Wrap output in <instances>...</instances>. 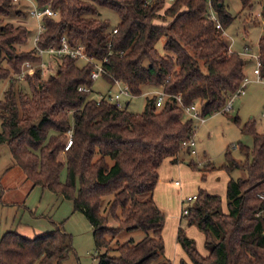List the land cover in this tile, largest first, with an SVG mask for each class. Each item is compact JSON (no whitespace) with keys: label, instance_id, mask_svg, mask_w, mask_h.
Segmentation results:
<instances>
[{"label":"trees","instance_id":"16d2710c","mask_svg":"<svg viewBox=\"0 0 264 264\" xmlns=\"http://www.w3.org/2000/svg\"><path fill=\"white\" fill-rule=\"evenodd\" d=\"M250 8L255 0H239ZM260 3L262 30L257 40L260 75L264 78V0ZM221 27L233 21L226 0H210ZM49 6L58 17L44 15L36 45L19 49L28 29L6 20L23 16L16 1L0 0V80L9 83L0 98V142L8 145L14 162L31 186L40 185L72 202L92 226L96 248H105L97 264H170L164 256V214L153 199L158 169L165 158L178 161L182 139L194 135L193 119L184 105L198 103L199 113L210 116L245 78V60L229 49L222 31L208 15L207 0H35ZM99 7L117 12L109 29ZM113 29L115 31L113 32ZM61 36L70 45L81 44L106 72L126 83L133 95L143 85L161 87L167 94L160 107L155 95L139 112L117 107L89 95L94 80L92 62L78 64L76 57H59L57 68L42 77L39 65L25 78L30 93L16 90L14 75L24 62L40 61L36 47H58ZM163 39L164 54L155 44ZM104 77L111 82L107 75ZM86 86L89 90H81ZM252 135L250 146L237 142L244 158L236 160L230 146L224 152L227 171L245 174L226 182V210L221 197L200 188L185 214L204 235L206 254L192 238L178 230L177 241L188 260L180 264H264V129L255 120L240 124ZM70 143L67 147V141ZM192 167L196 163L190 161ZM203 170H212L207 162ZM65 169L64 180L60 173ZM105 197L106 205L102 209ZM184 215V214H183ZM116 226L109 225V220ZM140 228L137 241L115 246L110 242L121 229ZM70 235L57 224L47 232L26 236L15 229L0 234V264H64Z\"/></svg>","mask_w":264,"mask_h":264},{"label":"rangeland","instance_id":"374dc122","mask_svg":"<svg viewBox=\"0 0 264 264\" xmlns=\"http://www.w3.org/2000/svg\"><path fill=\"white\" fill-rule=\"evenodd\" d=\"M34 3L35 0H18L16 1L17 8L21 9L24 15L12 14L6 17V20L14 24L21 23L28 29L25 42L18 46L21 50L33 47V39L38 31L39 21L29 14ZM226 3L235 18L225 28L222 35L232 50L240 53L246 45L250 48V52L256 53L257 40L262 30L259 1L255 0L250 8L245 9L241 8L239 0H226ZM98 16L107 19L110 30L119 20L117 12L108 7H99ZM155 47L160 54H164L162 38L156 42ZM242 56L248 67V77L253 78L250 68L254 59L245 54ZM42 62L44 64L41 67ZM58 62V57L48 54L40 55V61L37 63L29 62L28 65L24 62L20 72L14 75V88L30 93L25 75L30 74L39 65L42 77L45 78L56 70ZM84 62V57H79L77 60L79 65ZM248 80L245 93L234 98L230 111L206 116L203 122L193 118L196 153L193 154L183 149L178 153L176 163L171 164L168 158H165L159 166L160 180L154 187L153 199L164 214L162 229L164 256L170 264H180L181 259L188 260L177 241L178 230L194 240L195 247L201 254L207 252L204 247L202 231L195 224H190L188 216L181 213L183 206H189L188 202L182 203V199L187 195L197 194L198 190L202 188L210 193L220 195L221 206L225 211V189L228 178H237L245 174L239 168L227 172L222 164L226 160L224 152L227 146H230L232 157L241 160L244 156L236 143L241 142L248 146L252 144V135L241 132L240 125L233 121L235 116L239 118L240 124L253 118L256 130L259 132L264 128V82L250 81L249 78ZM8 83V78L0 80V98H2ZM109 87L110 83L107 79L100 76L93 81L89 95L97 98ZM160 89L161 87L143 85L140 94L132 95L128 99L126 108L132 112L141 111L147 99ZM190 161L195 162L197 167H192L189 164ZM207 162H210L215 168L203 170L202 167ZM60 176L64 180L65 169H62ZM175 181L177 182L175 183ZM108 198H104L102 209ZM59 223L70 235V249L64 264H97L98 256L105 248H96L92 226L84 213L80 210H73L71 200L63 195L40 185L32 187L31 183L25 179L20 166L14 162L8 145L0 142V234L11 228L23 235L33 236L52 230ZM108 224L117 225L113 219L109 220ZM145 234L146 231L140 228L121 229L110 242L109 254H117L115 246L118 243L127 240L137 241Z\"/></svg>","mask_w":264,"mask_h":264},{"label":"built area","instance_id":"2783aa9c","mask_svg":"<svg viewBox=\"0 0 264 264\" xmlns=\"http://www.w3.org/2000/svg\"><path fill=\"white\" fill-rule=\"evenodd\" d=\"M12 1L15 2L18 0H12ZM166 1H172V0H166ZM207 9H208V15L212 20H214L216 28L220 29L224 34L225 30L221 27V25L217 19V16H216V12L212 8L210 0H207ZM29 14L34 16L39 21L38 31L35 34L34 39H33V42L35 44L36 38L42 30V22L41 21H42L43 16L49 15V16L56 18V17H58V11L50 8L49 6L44 7V8H39L36 5V3H34V4H32V6L29 10ZM114 31H115V29H113V32ZM36 48H37V53L39 55L48 54L49 56H54V57H58V58L63 56V55H69L70 57H76V58L84 57L85 62L89 61V62H92V64H93L92 70L90 72V78L92 80H95L96 78H98L100 76L104 77V75L109 76L112 80L111 82H109L107 80L110 83L109 89L106 92L101 93L96 99H104L108 102L115 104L117 107L122 108L123 106H125L128 103V99L133 95L130 92L128 85L126 83L122 82L120 79H117V78L110 76L106 72V70L103 68L100 61L95 60L89 54H87L85 52L83 45H81V44H77L74 46L70 45V43L68 42V40L65 36H61L60 45L58 47L48 45L45 47H36ZM229 49L231 50L230 44H229ZM239 54L240 55L245 54V55H249L250 57L251 56L253 57L254 66L252 68V72L255 76L254 80L258 81V82H264V78H262L260 75V60H259V56H258L257 51H256V53L250 52V48L248 46H244L243 50ZM25 63H27L29 65V62H25ZM43 64H44V62L41 63V67L43 66ZM248 81H249L248 78L245 76V78L242 80V82L237 87V89L235 91H233L231 94H229L225 104L220 109H218V111H216L215 113L230 111L232 109V101L234 100V98L245 93V89H246ZM79 89L86 90V91L89 90V88L86 86H80ZM154 95H155L154 104H155V106L160 107L162 105L164 99L166 98L167 94L161 88ZM175 100L182 107L184 113L188 114L189 117H191L192 119L195 118L199 122L205 121L206 117L202 116L199 113V105L197 103H192L190 105H184L183 102L181 101V98L179 95L175 96ZM193 127L195 130L194 125H193ZM69 143H70V139H68L65 147H67ZM180 147L181 148H187L190 153H193V154L196 153L194 135H192L188 138L182 139L180 142ZM176 182L177 181H175V183ZM258 195L260 198L264 199V191L259 193ZM195 197H196L195 194L187 195L184 199H182V203L188 202V204L190 205L194 201ZM188 210H189V206L188 207L183 206L181 209V213L186 214L188 212Z\"/></svg>","mask_w":264,"mask_h":264},{"label":"crops","instance_id":"0c3cea01","mask_svg":"<svg viewBox=\"0 0 264 264\" xmlns=\"http://www.w3.org/2000/svg\"><path fill=\"white\" fill-rule=\"evenodd\" d=\"M246 46V45H245ZM232 50V49H231ZM249 56V55H248ZM250 57V56H249ZM245 60V59H244ZM251 60V59H250ZM253 66H254V62L252 61V66H251V72H252V68H253ZM247 66L245 65L244 66V71H245V75H246V77L247 78H249V79H251L250 81H255V80H253L254 79V74H253V72H252V76H254L253 78L252 77H248V74H247ZM264 129V128H263ZM195 139V138H194ZM195 145H196V142H195ZM168 161L171 163V161H170V158H168ZM172 164V163H171ZM160 168V167H159ZM158 173L160 174V169H159V171H158ZM160 180V177H159V175H158V181Z\"/></svg>","mask_w":264,"mask_h":264}]
</instances>
